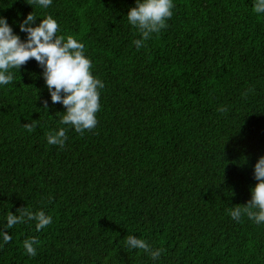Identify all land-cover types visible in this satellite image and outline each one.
<instances>
[{"label": "trees", "instance_id": "16d2710c", "mask_svg": "<svg viewBox=\"0 0 264 264\" xmlns=\"http://www.w3.org/2000/svg\"><path fill=\"white\" fill-rule=\"evenodd\" d=\"M255 2L172 0L167 27L137 50L141 34L127 18L136 0H0V18L21 41L28 14L32 27L51 16L56 36L85 45L104 84L97 124L81 135L59 123L66 109L52 103L34 59L9 69L13 81L0 85V231L12 240L0 236V264H264V222L229 215L252 199L264 156V13ZM34 120L30 133L23 125ZM61 127L64 146L49 145ZM22 207L52 223L5 229ZM128 235L164 252L154 261L129 250ZM31 238L35 257L23 247Z\"/></svg>", "mask_w": 264, "mask_h": 264}, {"label": "clouds", "instance_id": "9594fccd", "mask_svg": "<svg viewBox=\"0 0 264 264\" xmlns=\"http://www.w3.org/2000/svg\"><path fill=\"white\" fill-rule=\"evenodd\" d=\"M31 3L47 8L52 0H31ZM173 7L172 0H136V7L129 10L127 18L128 23L141 34V39L133 41L137 50L144 46V42L153 33H159L167 27L166 20L173 15ZM253 11L257 14L264 13V0H256ZM36 20V16L30 13L19 25L20 31L27 34L26 40L21 41L19 36L14 35L6 18H0V85L13 81L14 77L9 69L19 70L30 59H34L44 70L43 77L52 103H60L66 109L59 123L74 127L77 133L83 135L85 130H92L97 124L95 114L100 109L97 89H103L104 84L91 75L89 70L92 64L84 55L83 43L72 36H68L66 41L65 37L56 36L58 24L51 16L41 20L38 26L32 27ZM247 95V92L243 93L242 98ZM48 106V101L44 100L43 108L47 110ZM217 111L227 113L228 109L221 106ZM38 125L39 120H34L23 127L31 133ZM66 132L67 129L61 127L54 133H48L47 143L63 147L67 140ZM253 178L258 183L251 190L252 199L245 205L231 207L229 215L236 221L246 215L249 220L260 224L264 222V156L255 164ZM17 213L18 215L8 213L5 229L35 221L36 230L40 231L52 223V217L46 216L43 211L33 213L27 207H22L17 209ZM0 236L3 237L4 244L12 240L7 231H0ZM37 243L36 238L23 242L29 257L37 255L34 248ZM124 243L129 250H143L154 261L164 252L163 248L153 249L146 240L132 235L126 236Z\"/></svg>", "mask_w": 264, "mask_h": 264}]
</instances>
